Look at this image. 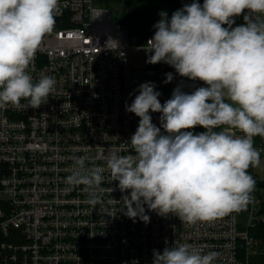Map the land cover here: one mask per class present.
I'll return each instance as SVG.
<instances>
[{
  "label": "built area",
  "instance_id": "1",
  "mask_svg": "<svg viewBox=\"0 0 264 264\" xmlns=\"http://www.w3.org/2000/svg\"><path fill=\"white\" fill-rule=\"evenodd\" d=\"M58 8L29 68L34 79L54 77L55 92L39 108L22 101L24 107L0 110V264H153L154 250L162 253L175 242L217 251L215 264H250L259 243L251 228L264 222V187L256 176L246 208L195 224L147 206L149 222L129 218L122 205L127 193L108 172L96 205L82 186L66 183L74 157L104 165L112 150L130 154L139 123L125 110L139 94L133 51L143 53L145 73L164 93L161 104L177 87L189 93L207 85L166 63H146L144 46L154 34L143 41L130 36L100 0H58ZM167 73L173 75L168 83ZM150 114L160 127L161 114Z\"/></svg>",
  "mask_w": 264,
  "mask_h": 264
},
{
  "label": "clouds",
  "instance_id": "2",
  "mask_svg": "<svg viewBox=\"0 0 264 264\" xmlns=\"http://www.w3.org/2000/svg\"><path fill=\"white\" fill-rule=\"evenodd\" d=\"M245 10L244 23L233 28ZM58 11V0H0V110L24 107L22 101L39 108L55 92L54 77L34 79L29 68ZM159 15L144 46L146 63H166L207 87L191 93L177 87L161 104L153 82L139 85V94L125 105L139 117L130 154L112 150L104 165L74 157L66 183L82 186L96 205L108 172L127 193L125 215L145 223V206L187 224L241 211L255 190L248 170L261 165L254 138H264V0H193L170 19L164 11ZM166 76L171 82L172 73ZM150 112L161 114L160 127ZM197 126L205 131L194 134L190 129ZM218 256L175 242L162 253L154 250L153 264H215Z\"/></svg>",
  "mask_w": 264,
  "mask_h": 264
},
{
  "label": "trees",
  "instance_id": "3",
  "mask_svg": "<svg viewBox=\"0 0 264 264\" xmlns=\"http://www.w3.org/2000/svg\"><path fill=\"white\" fill-rule=\"evenodd\" d=\"M192 2L193 0H100L102 5L113 11L115 20L127 30L129 35L137 37L139 41H143L147 36L155 33L154 24L161 19L159 15L161 11L166 12L170 19L173 12L182 9L184 5L191 4ZM197 2L202 5L204 0H197ZM243 14L234 18L235 23L232 26L239 25ZM224 27H227V25H224ZM161 96H164L163 92ZM192 130L195 134L205 131L200 126ZM254 142L255 146L264 147V138L257 136L254 138ZM248 171L253 178L257 177L254 167H250ZM257 186L263 188L264 181L258 180ZM261 209L264 212V199ZM251 234L256 237L259 243L250 254V264H264V222L251 228Z\"/></svg>",
  "mask_w": 264,
  "mask_h": 264
},
{
  "label": "rangeland",
  "instance_id": "4",
  "mask_svg": "<svg viewBox=\"0 0 264 264\" xmlns=\"http://www.w3.org/2000/svg\"><path fill=\"white\" fill-rule=\"evenodd\" d=\"M131 59L133 66L135 67V69L138 70L136 74V79L140 82V85L145 82H153L156 87L158 83L156 82L155 77L153 79L145 73L148 66L145 65L143 53L137 50L133 51L131 53ZM254 171L256 175L259 176L258 177L259 179L264 180V154H262L261 157V165L259 167H254ZM263 194H264V189H263Z\"/></svg>",
  "mask_w": 264,
  "mask_h": 264
},
{
  "label": "crops",
  "instance_id": "5",
  "mask_svg": "<svg viewBox=\"0 0 264 264\" xmlns=\"http://www.w3.org/2000/svg\"><path fill=\"white\" fill-rule=\"evenodd\" d=\"M262 157V156H261ZM257 177H259V176H257Z\"/></svg>",
  "mask_w": 264,
  "mask_h": 264
}]
</instances>
